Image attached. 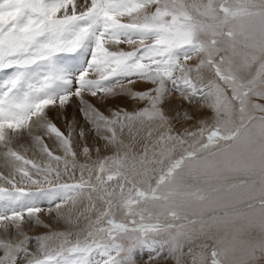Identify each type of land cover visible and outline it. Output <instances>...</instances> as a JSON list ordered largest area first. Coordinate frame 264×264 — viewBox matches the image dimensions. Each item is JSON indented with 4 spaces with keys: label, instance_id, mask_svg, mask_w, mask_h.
<instances>
[{
    "label": "snow or ice",
    "instance_id": "1",
    "mask_svg": "<svg viewBox=\"0 0 264 264\" xmlns=\"http://www.w3.org/2000/svg\"><path fill=\"white\" fill-rule=\"evenodd\" d=\"M125 91L145 106L85 98ZM172 92L204 110L195 127L165 111ZM73 98L89 127L66 134L48 112ZM25 134L46 163L13 147ZM0 150V264L264 260V0H0ZM45 201L86 223L26 234Z\"/></svg>",
    "mask_w": 264,
    "mask_h": 264
},
{
    "label": "bare ground",
    "instance_id": "2",
    "mask_svg": "<svg viewBox=\"0 0 264 264\" xmlns=\"http://www.w3.org/2000/svg\"><path fill=\"white\" fill-rule=\"evenodd\" d=\"M122 47L125 50H130V46L129 45H122ZM128 86L126 85V88ZM133 90H146L147 88L151 87L150 84H145V83H141L139 85H132L131 86ZM169 87H171V85H169ZM126 94L130 97V98H123L120 94L110 97L109 99H107L106 101H101L99 99H93L91 97H85L86 99H89L92 103H94L98 108H100V110L102 112H104L105 115H111L112 111L114 109L116 110H120V109H125L128 111H135L138 110L139 108H142L145 106L146 101H141V100H137V99H133L131 98V96L127 93V91H125ZM174 94H177V96H175ZM195 104V102H193L192 105H188L185 102L182 101V99L180 98L178 93L172 92L170 93V95L166 98L165 103H164V108L165 111L168 112V114L170 116H174L177 117L178 123H177V127L183 126V127H195L197 125V123L199 122V119L202 118L203 116V112L204 110L199 107L198 105L196 107H194L193 105ZM73 105V104H72ZM71 105V101L62 109H50L48 114H50L51 116H53V119L55 122H58L57 120L61 118V116L63 117V113L65 114V121L68 120L67 125H70V123L77 118V116H79V114L77 113V115H71L70 109L72 107ZM108 105H114L112 106L108 111H106V107ZM185 112H190L191 114L194 115L195 119H193V121L190 124H184L183 122V114ZM78 120V119H77ZM54 122V123H55ZM72 124V123H71ZM58 126V124H56ZM60 129H63L62 126H58ZM68 127V126H66ZM66 127H64L66 129ZM88 127V125H86L85 123H82L81 125L78 124L75 125L74 123L72 124V128L76 131H80L81 128H86ZM69 129V128H68ZM67 131V129H66ZM39 134V133H37ZM90 136V135H89ZM45 142L50 146V145H56L57 143L54 142V140L45 138ZM75 142V141H74ZM94 142V140L91 141L90 144H92ZM58 145V144H57ZM187 145H185L186 147ZM13 147L19 151L22 155H25L26 158L28 159H32L37 163H41L44 164L46 163V158L43 157L40 153L38 148L35 147V145L32 143V141L30 140V138L27 137V134H25V136L23 138L19 139V142L16 143L14 142ZM59 149V147H58ZM53 152H55L56 154H60L59 152L61 150L55 151L53 149H51ZM180 151L179 146H177V152ZM96 157L95 155H93V160H95ZM83 162V161H81ZM62 167V165H61ZM10 172V168L6 165V163L4 162V160H0V173H2L3 175H8ZM76 176L78 177L79 175L76 173ZM65 179H63L61 177V180H64L63 182H72V180L70 179V176L66 175L63 176ZM18 179V177H17ZM60 180V182H62ZM1 186H6V187H11V185H7L4 181L1 180L0 182ZM20 187L25 186L26 189L28 190H36L37 185H31L28 187L27 183H23L19 185ZM45 187H49L48 184L43 185ZM42 204H46L45 202H42L40 205H38L39 207H41ZM54 209L55 205H50L49 208ZM49 208L46 210L42 209V212L38 214V218L41 219L43 228L41 226L40 229L35 230L34 231V227H32V225L29 223V221H27V224L25 225L24 231L26 234H31L34 236H38V235H42V234H46V233H50V232H60V231H68V230H75L77 228L83 227L84 224L86 223V221L84 220H80V221H73L72 225H69L65 220L63 219H59L56 216L55 211H52L51 214L49 213ZM46 209V208H45ZM81 211H83L84 209L81 208ZM40 225V224H39ZM3 237V233L2 231H0V238ZM142 252V251H141ZM143 255V254H142ZM147 256V255H145ZM135 259V257H134ZM149 259V258H146ZM185 259H190L188 257H185ZM149 261V260H148ZM166 261L167 264H174V260L171 257H166ZM143 262V261H142ZM135 264H142V263H138L137 260L135 259ZM159 264H165V261L161 260L159 261ZM256 264H264V260L258 261L256 262Z\"/></svg>",
    "mask_w": 264,
    "mask_h": 264
},
{
    "label": "rangeland",
    "instance_id": "3",
    "mask_svg": "<svg viewBox=\"0 0 264 264\" xmlns=\"http://www.w3.org/2000/svg\"><path fill=\"white\" fill-rule=\"evenodd\" d=\"M136 85H139V84H141V82H137V83H135ZM120 95L123 97V98H130L127 94H126V92H124V93H120ZM175 96H177V94H174ZM110 98V97H109ZM108 98V99H109ZM73 104V105H72ZM71 105H72V107H71V109H70V112H71V115L73 114H75V115H77V113L79 114V116H77V118L74 120L75 122H71L72 124L74 123L75 125H77L78 126V124H82V123H85L86 125H87V121L85 120V118H84V116H83V113H82V111H81V108H82V105H81V103H80V101H79V99H77V98H73L72 100H71ZM198 104H194L193 106L194 107H196ZM112 106H114V105H108L107 107H106V111H108ZM200 106L198 105V107H196V108H199ZM48 116H49V119L50 120H52L53 122H55L54 121V119H53V116H51L50 114H48ZM65 119H66V117H65V114L63 113V117L61 116V118L60 119H58L57 121L58 122H55V124H58V126H62L63 127V129H61L62 131H64L66 134H67V132H68V128L69 127H72V124L70 123V125H67V122H68V120H66L65 121ZM78 119V120H77ZM66 126H68V127H66ZM64 127H66V129H67V131H66V129L64 128ZM88 127H89V125H88ZM76 133H79L78 131H76ZM94 133H91L90 134V136H89V140H88V143H91V141L92 140H94ZM73 139H74V141H77V137L74 135V137H73ZM49 148L50 149H53V150H55V151H58V150H60V149H58V145L56 144V145H50L49 146ZM0 151H2V150H0ZM60 154H62V151H60L59 152ZM0 160H3V158L2 157H0ZM77 174L79 175V172H77ZM63 179H65L64 177H62ZM62 182L61 183H63V181L64 180H61ZM0 182H1V180H0ZM28 185V187L29 186H31L32 184H27ZM44 185H46V184H44ZM1 186V185H0ZM4 187H6V186H4ZM25 189H26V187L25 186H23ZM40 187H45V186H43V185H41ZM46 188V187H45ZM34 191V190H33ZM45 203L46 204H42L41 205V208L43 209V210H46L47 211V209L49 208V204L45 201ZM46 208V209H45ZM40 220V225L39 224H37V223H35V221H31V222H29L31 225H32V227H34V231L35 230H38V229H40L41 228V226H42V228H43V225H42V222H41V219H39ZM27 224V221H26V223H25V225ZM40 227V228H39ZM38 228V229H37ZM28 235H30V236H33V237H35L34 235H31V234H28ZM30 247L31 248H35L36 247V244H35V242H32L31 244H30ZM187 251V248H185V252ZM143 254V255H142ZM145 255H147L146 254V252L145 251H140V250H138L137 252H136V254H135V259L137 260V262L138 263H142V264H149V259H146V258H149V256L147 255V256H145ZM143 261V262H142Z\"/></svg>",
    "mask_w": 264,
    "mask_h": 264
}]
</instances>
